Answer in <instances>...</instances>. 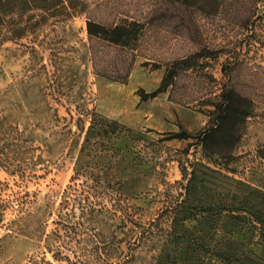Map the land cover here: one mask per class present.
I'll return each instance as SVG.
<instances>
[{
	"label": "rangeland",
	"instance_id": "374dc122",
	"mask_svg": "<svg viewBox=\"0 0 264 264\" xmlns=\"http://www.w3.org/2000/svg\"><path fill=\"white\" fill-rule=\"evenodd\" d=\"M87 2V14L56 25L50 21L35 35L0 44V117L10 115L29 132L22 155L27 160L23 166L27 177L22 181L20 174H10L0 165V181L11 187L2 198L8 200L13 190L36 192L37 204L51 201L56 218L93 114L115 120L112 116L123 108L118 89L124 88L130 76L131 87L143 84L151 90L165 88L178 108L200 114L197 123L206 121L203 130L209 118L202 110L208 108L206 104L214 99L220 86L209 76L213 74L219 81L230 78V83L253 104L232 158L208 157L201 142L194 138L202 130L190 132L186 126L193 120L185 115L183 125L176 118L166 124L163 132L144 125L130 127L136 132V140L132 142L133 153L124 160L116 152H121L119 148L125 144L115 139L105 141L109 151L99 158L100 168H96L104 185L111 174L125 180L115 186L125 193L124 201L114 206L104 199L106 208L113 213L114 208H122L118 216L124 213L148 226L149 221L168 216L169 210L185 198L183 184L187 181L180 164L188 172L193 170L192 163L203 162L210 167L212 171L197 168L205 181L198 183L196 196L198 201L209 202L220 210L210 217L212 260L185 248L179 239H137L123 233L132 225L124 227L119 217L111 220L113 215L107 213L108 222L102 225L84 220L85 225L96 228V237L93 232L80 231L70 238L52 236L71 248L62 247L71 262L65 258L58 261L47 248L50 241L42 232L35 234L10 226L19 214L11 202L0 222V264H31L33 259H37L35 264H47L44 259L52 264H264V0L258 2V12L250 17L243 5L253 6V2L246 0H227L220 9L218 0ZM87 17L108 25L136 19L145 28L136 43L122 49L90 41ZM92 44L96 68L91 60ZM201 51L209 54L202 58L205 76L175 65ZM224 64L229 77L222 73ZM95 122L99 126L101 120ZM183 131L192 137L172 138ZM223 204L241 208L234 215L238 218L255 213L257 228L242 222L237 229L233 225L237 219H222V212L227 214L221 209ZM45 226L46 233H51L56 225L50 219ZM78 227L83 230V226ZM229 232L236 233L229 237ZM51 250L56 248L51 246Z\"/></svg>",
	"mask_w": 264,
	"mask_h": 264
},
{
	"label": "trees",
	"instance_id": "16d2710c",
	"mask_svg": "<svg viewBox=\"0 0 264 264\" xmlns=\"http://www.w3.org/2000/svg\"><path fill=\"white\" fill-rule=\"evenodd\" d=\"M226 1L218 0V8H223ZM246 1H252L253 6L244 3L245 8H243V11L249 12V17L250 15L254 16L259 10L258 2L261 0ZM88 9L87 0H0V44L9 41H20L35 35L42 26L51 24L50 21L52 25H56L59 22H65L76 16L87 14ZM249 17L246 19V23H248ZM144 28V23L136 19L121 23L114 22L109 25L101 21H95L90 17H87L86 20V29L90 41L103 42L122 49L129 48L136 43ZM93 47L92 44L90 53L94 68H96ZM208 55L201 51L180 60L175 65L180 66V70L191 71L203 77L206 75L204 74L206 68L202 64V58L209 57ZM222 73L225 77H229L225 64L222 66ZM102 75L109 78L106 74ZM166 78H164L163 83L166 81L167 84ZM209 78L220 86L214 92V99L206 104L208 108L202 110L209 118L208 125L194 138L201 142L208 157L218 156L228 160L233 157L242 137L245 123L252 115L253 104L230 83V78L227 81H219L214 78L213 74ZM124 81L125 79H122V82ZM163 90L165 88L160 87L154 93L147 94L143 92L140 95L145 100ZM93 115L91 124L85 131L84 141L75 163L74 174L71 176L70 184L65 188L58 204L56 218H53L54 212L51 209V201L37 204L36 192L31 193L25 190L22 193L13 190L8 194V200H3L2 194L11 187L8 183L5 184L0 181V222H3L6 209L11 205V202H14L19 214L11 220L10 226L20 231L28 229L35 234L42 232L45 240L50 241L47 248L53 253V257L58 261L65 258L68 262H71L70 257L62 251V247L70 250L71 248L52 236L70 238L78 235L80 231L83 233L90 232V234L93 232L92 236L96 237L99 234L96 228L88 227L84 224V220L90 219L93 223L102 225L108 222L106 217H109L107 213H110L113 215L111 220L119 217V223L124 227H127L128 223L132 225L128 227V231L123 230V233L128 232L137 239H141L142 236H157L163 238L164 241L179 239L185 248L195 249L198 251V255L206 256L207 261L211 262L213 246L210 239H212L213 230L210 217H213L220 210L211 206L209 202L202 203L200 200L198 201L196 196L198 183L205 181L199 176L197 168L204 167L212 171L211 168L203 162L192 163L193 170L188 172L186 167L180 164L183 179L187 181L186 184H183L185 198L177 203L175 208L169 210L168 216L162 215L161 219L157 221L151 220L148 222V226L143 225L135 217H127L124 213L118 216V211L124 210L114 208V213L110 212L103 200L109 199L114 206L118 202L121 203L125 193L116 189L115 186H121L125 183V180L117 174H111L106 181L107 184L104 185L103 177L96 172V168H100L99 158L102 157L105 151H109L104 144L105 141L114 139L119 143L121 141L125 145L119 148L121 152L116 153L123 160L130 157L133 153L131 147L133 146L132 142L136 140L134 138L136 132L117 120L110 121L97 113ZM96 119L101 120L99 126L95 122ZM69 131H72V129ZM28 137L29 132L25 125L21 128L19 122L14 121L10 115L0 117V165L4 166L10 174H20L22 181L27 177L23 169V166L27 164V160L22 155L26 149L24 145H26ZM191 137L192 135L183 131L172 138L188 139ZM213 173L216 172L213 171ZM221 209L227 213L222 212V219H237L233 224L237 229L241 228L240 223L242 222L245 223L246 227L257 228L259 219L255 216V213L253 214L248 210L249 216L238 218L234 215L241 208L235 209L228 204H223ZM50 219L56 226L51 233H46L47 227L44 228L43 226L44 224L47 225ZM78 226H83V230ZM222 228L225 231V225ZM235 233L229 232V237L235 235ZM51 238H53V241ZM51 246L55 247L56 250H51ZM36 260L33 259L31 264H35ZM44 261L47 264H52L45 259Z\"/></svg>",
	"mask_w": 264,
	"mask_h": 264
},
{
	"label": "crops",
	"instance_id": "0c3cea01",
	"mask_svg": "<svg viewBox=\"0 0 264 264\" xmlns=\"http://www.w3.org/2000/svg\"><path fill=\"white\" fill-rule=\"evenodd\" d=\"M127 83H124V88H119L117 97H120V103L123 105L118 115L112 116L115 120L127 127H136L138 125H144L151 130L165 131L166 124H171L176 118L181 120V124H184L182 118L187 115L193 120L192 125L186 126L190 132L203 131L206 126V121L197 123V118L200 114L197 112H189L190 109L181 110L172 102L169 98V91L163 90L158 92L154 96H150L147 99H142L139 91L143 90L145 93H154L160 86L155 89H149L146 85L132 86L131 76ZM130 112V115H124L126 112ZM161 126V128H160Z\"/></svg>",
	"mask_w": 264,
	"mask_h": 264
}]
</instances>
